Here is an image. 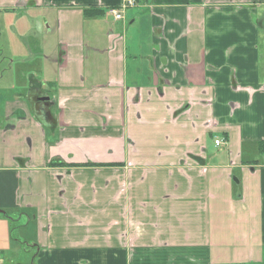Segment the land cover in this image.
I'll list each match as a JSON object with an SVG mask.
<instances>
[{
  "label": "crops",
  "instance_id": "obj_1",
  "mask_svg": "<svg viewBox=\"0 0 264 264\" xmlns=\"http://www.w3.org/2000/svg\"><path fill=\"white\" fill-rule=\"evenodd\" d=\"M122 2L0 0V255L25 218L31 264H264V0Z\"/></svg>",
  "mask_w": 264,
  "mask_h": 264
},
{
  "label": "rangeland",
  "instance_id": "obj_2",
  "mask_svg": "<svg viewBox=\"0 0 264 264\" xmlns=\"http://www.w3.org/2000/svg\"><path fill=\"white\" fill-rule=\"evenodd\" d=\"M19 16L22 15L14 14V12H11L9 10H0V77L3 75L5 76L3 78L1 77L2 79L0 78V93H1L0 99L6 95V92L4 91V84H7L9 82L8 74L12 69L10 61L13 60L14 54L20 51L19 46L16 44L17 37L14 28H16L15 26H20L21 24L24 25L23 28L26 27L24 24L25 21H23L24 23H17V21L15 20ZM126 16H127L126 21H128L131 18L130 17L131 13L128 12ZM152 181H153L152 176H150L147 183ZM135 183L137 182L135 181ZM141 191L142 190L138 191L139 192L138 195L139 194L141 195L142 193ZM130 202L131 204L137 203L134 197L131 198ZM106 209L111 210L112 207H108ZM131 212H133V206L131 207ZM11 213L12 212H8V214ZM9 230H11V237L13 239V240L9 239L11 247L8 251L4 253V255H0V257L5 260V264H31V255H29V253H25V251L28 250V248L22 247L23 245L18 246L15 241L18 240L19 242L22 243L26 241H30L29 243L32 244V234L34 231L33 225L32 224L27 225L25 218H22L20 222L18 221L11 222ZM189 256L190 255H188V257ZM188 259H189L188 261H190V258ZM193 259H194L193 264H201L200 256L194 255Z\"/></svg>",
  "mask_w": 264,
  "mask_h": 264
},
{
  "label": "built area",
  "instance_id": "obj_3",
  "mask_svg": "<svg viewBox=\"0 0 264 264\" xmlns=\"http://www.w3.org/2000/svg\"><path fill=\"white\" fill-rule=\"evenodd\" d=\"M136 0H123L122 4L119 6V8H110L108 9V14H110L114 20H121L123 12L129 8L135 6ZM216 146L221 145V141L217 140L214 142Z\"/></svg>",
  "mask_w": 264,
  "mask_h": 264
},
{
  "label": "trees",
  "instance_id": "obj_4",
  "mask_svg": "<svg viewBox=\"0 0 264 264\" xmlns=\"http://www.w3.org/2000/svg\"><path fill=\"white\" fill-rule=\"evenodd\" d=\"M83 14L87 18H94V17L102 15V12H100L99 10L89 8V9L83 10Z\"/></svg>",
  "mask_w": 264,
  "mask_h": 264
},
{
  "label": "water",
  "instance_id": "obj_5",
  "mask_svg": "<svg viewBox=\"0 0 264 264\" xmlns=\"http://www.w3.org/2000/svg\"><path fill=\"white\" fill-rule=\"evenodd\" d=\"M39 101L46 103L47 101H49V98L48 97H45V96L44 97H40L39 98Z\"/></svg>",
  "mask_w": 264,
  "mask_h": 264
}]
</instances>
